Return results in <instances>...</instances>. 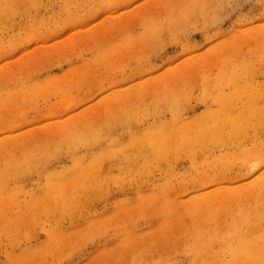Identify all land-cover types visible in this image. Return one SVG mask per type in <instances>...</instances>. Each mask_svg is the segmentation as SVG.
<instances>
[{"label":"rangeland","instance_id":"374dc122","mask_svg":"<svg viewBox=\"0 0 264 264\" xmlns=\"http://www.w3.org/2000/svg\"><path fill=\"white\" fill-rule=\"evenodd\" d=\"M263 238L264 0H0V264H264Z\"/></svg>","mask_w":264,"mask_h":264},{"label":"bare ground","instance_id":"6f19581e","mask_svg":"<svg viewBox=\"0 0 264 264\" xmlns=\"http://www.w3.org/2000/svg\"><path fill=\"white\" fill-rule=\"evenodd\" d=\"M235 118H239L240 119V116H236ZM262 245H264V238L262 239V242H260ZM244 248H247L245 251H243V252H248L249 250H248V246L246 245ZM251 255H249L248 253H247V257H250Z\"/></svg>","mask_w":264,"mask_h":264}]
</instances>
